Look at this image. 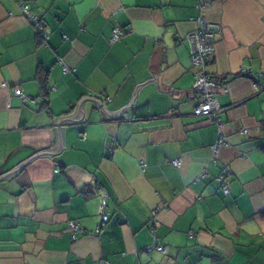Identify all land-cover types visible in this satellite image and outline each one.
Listing matches in <instances>:
<instances>
[{
  "label": "crops",
  "instance_id": "1",
  "mask_svg": "<svg viewBox=\"0 0 264 264\" xmlns=\"http://www.w3.org/2000/svg\"><path fill=\"white\" fill-rule=\"evenodd\" d=\"M201 17L221 123L195 113ZM106 262L264 264V0H0V264Z\"/></svg>",
  "mask_w": 264,
  "mask_h": 264
},
{
  "label": "built area",
  "instance_id": "2",
  "mask_svg": "<svg viewBox=\"0 0 264 264\" xmlns=\"http://www.w3.org/2000/svg\"><path fill=\"white\" fill-rule=\"evenodd\" d=\"M19 6L23 15H25L28 20L36 27L38 35L41 37V39L44 41L48 40L49 36L45 31V25L42 19L32 11L30 5L27 3L20 2ZM220 31L221 27L219 25L210 23L201 17L198 19V27L194 31L190 32L186 37L191 45V62L193 67H195L197 70L194 92H196L198 95V103L195 106V113L198 115H205L212 121L218 123H221L218 116L219 112L221 111V106L218 97L214 94V89L224 87L225 83L215 79L208 72V67L212 63V55L215 51L217 34ZM124 35L125 30L121 27H116L112 33L110 41L113 43L121 39ZM64 70L68 71V68L65 67ZM257 84L258 83H256V85ZM15 93L26 99L24 92L20 87H16ZM224 143L223 137H219V140L213 147L215 158H217L219 149ZM107 148L110 151L115 148L114 138H112L111 141L107 143ZM172 163L176 167L181 166L180 159H173ZM222 182L224 191L228 193L230 188L228 180L223 177ZM107 200L108 194L105 193L101 196L100 202V213L102 215V220L94 230L93 233L95 234H99L109 221L110 214L106 210ZM68 227L70 229L72 239H76L78 237V233L81 231L83 232L80 223L75 220L69 221ZM87 233L92 232L89 231ZM156 249L163 253L166 252V247L161 243H157ZM106 264L110 263L106 262Z\"/></svg>",
  "mask_w": 264,
  "mask_h": 264
},
{
  "label": "trees",
  "instance_id": "3",
  "mask_svg": "<svg viewBox=\"0 0 264 264\" xmlns=\"http://www.w3.org/2000/svg\"><path fill=\"white\" fill-rule=\"evenodd\" d=\"M38 75H39V79L42 80V86H43L42 88L44 89L45 95L47 96L49 94L48 89H47V83H46L47 79L46 77L42 75L41 71L39 72Z\"/></svg>",
  "mask_w": 264,
  "mask_h": 264
},
{
  "label": "water",
  "instance_id": "4",
  "mask_svg": "<svg viewBox=\"0 0 264 264\" xmlns=\"http://www.w3.org/2000/svg\"><path fill=\"white\" fill-rule=\"evenodd\" d=\"M85 114H86V113H85V110H83V118H84ZM91 115H92V114H91V112H90V113L88 114V117L90 118ZM7 176H8V175H7Z\"/></svg>",
  "mask_w": 264,
  "mask_h": 264
}]
</instances>
